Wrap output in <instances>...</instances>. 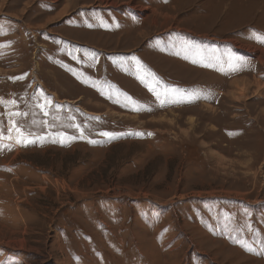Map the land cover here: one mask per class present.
<instances>
[{
    "label": "rangeland",
    "instance_id": "rangeland-1",
    "mask_svg": "<svg viewBox=\"0 0 264 264\" xmlns=\"http://www.w3.org/2000/svg\"><path fill=\"white\" fill-rule=\"evenodd\" d=\"M1 5L0 264H264V0Z\"/></svg>",
    "mask_w": 264,
    "mask_h": 264
},
{
    "label": "snow or ice",
    "instance_id": "snow-or-ice-1",
    "mask_svg": "<svg viewBox=\"0 0 264 264\" xmlns=\"http://www.w3.org/2000/svg\"><path fill=\"white\" fill-rule=\"evenodd\" d=\"M177 54H179V53H177ZM73 58L78 59V57L75 55H73ZM196 62L197 61L193 60V63H196ZM204 66L207 67L209 65L204 64ZM136 67L138 70L143 71L144 66L142 65V63L139 60H137ZM149 75L154 76L153 73H149ZM16 79H23V77H17ZM150 90L154 93L157 100L160 101L162 107L168 102L170 95L174 96L175 94H177L181 91L180 89L174 88V87L173 88L165 87L162 89V91H156V85L155 84L150 86ZM109 98H111V97H109ZM125 98H126V100H128L133 105V111L144 110L143 106H140L138 104V102L132 100V98L127 96L126 94H125ZM195 99H199V96L197 94H192L186 100H182V101L173 100L172 102H174V103L175 102L191 103ZM0 104H4L5 106H8L9 104H15V101H4V100L0 99ZM36 107L43 113V115L45 117H47L53 107H55L57 109V111H59L63 106L58 105V104L54 105L53 101L49 97H47L43 93V91H41L39 94V102L36 104ZM6 115L9 117V121H8L9 126L6 128L7 135H5V128L3 125H0V148H11L10 144L4 143L5 140L11 141L14 139L17 144H20V145L25 146V147L30 143L36 142V138L31 133L26 132L22 128V126L18 123V121L16 119H14L15 117H27L28 116L27 112H19V111L8 112ZM52 119L57 120V119H59V117L53 116ZM68 119L72 120L73 123L66 125V127L76 129L80 133L79 137L68 136L65 133H55V134H52V141L51 142H53V143L60 142L62 144H65V143H70L71 141H73L77 138H80V139L84 138V128L80 124L74 122L75 117H69ZM32 123L36 124L37 122L35 120H33ZM42 123L44 126H46L48 128H52L55 126V125L49 124V122L47 120H44ZM13 133H15V136H13ZM100 135L108 138L109 140L116 138L115 134L111 133V132H102V133H100ZM138 135L142 136L143 133H139ZM149 135H151V134L149 133ZM40 139H44V138L41 137ZM89 142L96 143V141H89Z\"/></svg>",
    "mask_w": 264,
    "mask_h": 264
},
{
    "label": "crops",
    "instance_id": "crops-1",
    "mask_svg": "<svg viewBox=\"0 0 264 264\" xmlns=\"http://www.w3.org/2000/svg\"><path fill=\"white\" fill-rule=\"evenodd\" d=\"M66 1H67V0H66ZM9 2H10V0H8V1H6V0H0V4H2V5H1L2 8H6V7H8ZM69 7H70V4H69L68 2H66L65 5L63 6V10H62V12H63V13L66 12V11L69 9ZM261 54H262V53H260V54H258V55H259L261 58H264L263 55L261 56Z\"/></svg>",
    "mask_w": 264,
    "mask_h": 264
},
{
    "label": "bare ground",
    "instance_id": "bare-ground-1",
    "mask_svg": "<svg viewBox=\"0 0 264 264\" xmlns=\"http://www.w3.org/2000/svg\"><path fill=\"white\" fill-rule=\"evenodd\" d=\"M258 52V51H257ZM261 52H263V51H261Z\"/></svg>",
    "mask_w": 264,
    "mask_h": 264
}]
</instances>
